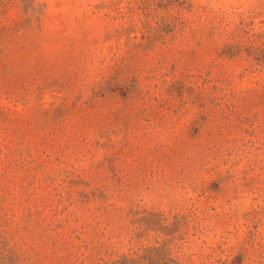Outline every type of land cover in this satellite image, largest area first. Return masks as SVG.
Returning <instances> with one entry per match:
<instances>
[{
	"label": "rangeland",
	"instance_id": "374dc122",
	"mask_svg": "<svg viewBox=\"0 0 264 264\" xmlns=\"http://www.w3.org/2000/svg\"><path fill=\"white\" fill-rule=\"evenodd\" d=\"M0 264H264V0H0Z\"/></svg>",
	"mask_w": 264,
	"mask_h": 264
}]
</instances>
